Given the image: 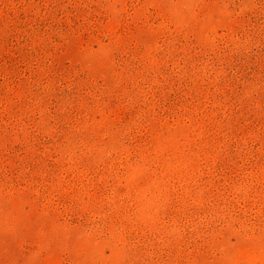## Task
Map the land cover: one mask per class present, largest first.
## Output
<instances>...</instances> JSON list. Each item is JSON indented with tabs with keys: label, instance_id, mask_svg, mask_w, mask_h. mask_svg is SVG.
I'll list each match as a JSON object with an SVG mask.
<instances>
[{
	"label": "rangeland",
	"instance_id": "rangeland-1",
	"mask_svg": "<svg viewBox=\"0 0 264 264\" xmlns=\"http://www.w3.org/2000/svg\"><path fill=\"white\" fill-rule=\"evenodd\" d=\"M0 264H264V0H0Z\"/></svg>",
	"mask_w": 264,
	"mask_h": 264
}]
</instances>
